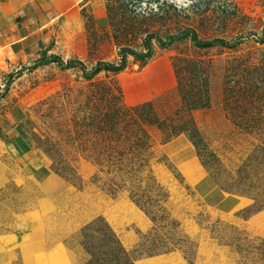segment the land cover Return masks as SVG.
Instances as JSON below:
<instances>
[{
  "label": "rangeland",
  "instance_id": "374dc122",
  "mask_svg": "<svg viewBox=\"0 0 264 264\" xmlns=\"http://www.w3.org/2000/svg\"><path fill=\"white\" fill-rule=\"evenodd\" d=\"M73 2L48 21L49 0H0V160L16 175L1 211L42 210L73 264H264V0ZM37 19L36 54L3 47ZM189 28L233 45L162 43ZM149 34L163 41L147 58L90 79L79 63L33 67L46 52L90 70ZM8 143L42 158L35 180Z\"/></svg>",
  "mask_w": 264,
  "mask_h": 264
},
{
  "label": "crops",
  "instance_id": "0c3cea01",
  "mask_svg": "<svg viewBox=\"0 0 264 264\" xmlns=\"http://www.w3.org/2000/svg\"><path fill=\"white\" fill-rule=\"evenodd\" d=\"M66 1L67 0H49L48 6H45L46 11L44 10L43 15L40 16L47 17L46 12L49 14L48 16L53 13V17H47V20L50 21V19H54L56 17L59 18V16L64 14V12L67 10H72L74 8L72 6L78 5V3L73 2L70 7L67 5V8V6L65 7L64 5ZM47 8L49 11H47ZM25 12H28V16L25 18L23 17L24 20L26 18V20H32L33 18H30L32 13H29L30 11L27 8H22L17 16H20ZM45 21L39 22L37 19L35 22H32V30H30V25L26 22L15 23L18 27L20 25L19 29H21V32L14 33V36L17 37L18 33L19 36L14 43L8 42L3 47L9 45V47L11 46L17 48L15 45L17 44L18 47L21 46L22 50H26V54L28 50H30V54H36L39 50L33 47V44L35 43L34 36L44 33L43 28L48 22ZM8 144L10 145L9 148H11V156L15 155L13 152H16L17 154L14 157L20 156L18 158L20 162H16L17 160L13 161L16 164L20 163L23 165V168L26 169L24 172L25 177H31L33 180H35V175L37 172L33 170V167L35 164L39 166V162H42V158L40 159V156L37 154H33V156H31L29 152L19 154L17 153L18 151L15 144ZM1 161L2 160H0V180L3 178L10 179L11 177H16V175H13L12 173L10 174L9 171L7 172L3 170ZM43 171L45 170L43 169ZM7 211L8 210L5 209L1 211L0 209V262H9L10 258L12 260L16 258L20 259L23 264H52L51 254L58 253L60 250H62L68 256L70 264H73L71 255L67 248L63 244L51 242L52 238L48 232V228L46 226L47 224L44 221V217L41 212L42 210L26 208L23 211L21 210V212H15L11 215H9ZM6 219H9V221H6ZM5 256L6 259L4 260Z\"/></svg>",
  "mask_w": 264,
  "mask_h": 264
},
{
  "label": "trees",
  "instance_id": "16d2710c",
  "mask_svg": "<svg viewBox=\"0 0 264 264\" xmlns=\"http://www.w3.org/2000/svg\"><path fill=\"white\" fill-rule=\"evenodd\" d=\"M189 34H191L193 41L199 47H212V46H215L218 44L224 45V46H232L233 45L232 43H230L229 41H227L224 38H213V39L202 40V39L198 38L196 32L193 29L189 28L180 34L170 35L169 38L166 40V42H162L163 40L161 37H157L154 34H149L146 38V43H145L146 44V51H139V50H136V49L131 48V47H123V48H121V51H120V56H121L120 61H107V60L98 61L96 63V65H94V67H92L90 70L86 69L84 62L81 61L80 59H73V60L64 61V59H62V57L60 55H58L56 53L47 54L46 52L43 53V56H41L40 58L35 60L33 67L36 68V67H39L41 65L56 62L61 67L69 68V67L75 66L76 64L79 63L82 65L85 77L90 79L102 70L118 71V70L123 69L126 65V56L129 54L135 56L138 59L147 58L151 54L150 53L151 48H152L151 43H152V40L154 38H156L160 43L162 42L164 44H166V43L168 44L176 38L185 37V36H188ZM22 72H23L22 70H19L16 73H11L9 76V80L7 81L6 85L9 87V85L13 82V80L16 77H20L22 75ZM139 140L141 141V139H139ZM129 145L131 146V148L133 149L134 152L138 151V149L140 148L138 145L133 146L131 143ZM133 151H131V152H133Z\"/></svg>",
  "mask_w": 264,
  "mask_h": 264
},
{
  "label": "clouds",
  "instance_id": "9594fccd",
  "mask_svg": "<svg viewBox=\"0 0 264 264\" xmlns=\"http://www.w3.org/2000/svg\"><path fill=\"white\" fill-rule=\"evenodd\" d=\"M193 2V0H180L181 4H184V6L186 7L188 4H191Z\"/></svg>",
  "mask_w": 264,
  "mask_h": 264
}]
</instances>
